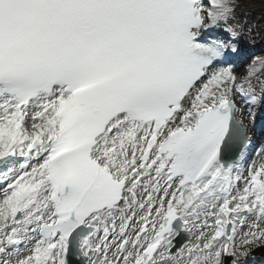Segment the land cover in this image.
Returning a JSON list of instances; mask_svg holds the SVG:
<instances>
[{
  "label": "snow or ice",
  "instance_id": "1",
  "mask_svg": "<svg viewBox=\"0 0 264 264\" xmlns=\"http://www.w3.org/2000/svg\"><path fill=\"white\" fill-rule=\"evenodd\" d=\"M255 31L245 0H0V264H256Z\"/></svg>",
  "mask_w": 264,
  "mask_h": 264
},
{
  "label": "rangeland",
  "instance_id": "2",
  "mask_svg": "<svg viewBox=\"0 0 264 264\" xmlns=\"http://www.w3.org/2000/svg\"><path fill=\"white\" fill-rule=\"evenodd\" d=\"M246 18L256 31L253 33L254 39L250 42L257 50L255 55L264 54V3L260 0H245Z\"/></svg>",
  "mask_w": 264,
  "mask_h": 264
}]
</instances>
